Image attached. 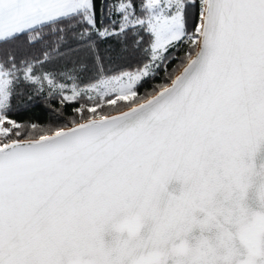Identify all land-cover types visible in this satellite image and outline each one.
<instances>
[{
	"label": "snow or ice",
	"instance_id": "6c2138e0",
	"mask_svg": "<svg viewBox=\"0 0 264 264\" xmlns=\"http://www.w3.org/2000/svg\"><path fill=\"white\" fill-rule=\"evenodd\" d=\"M0 264H264V0H0Z\"/></svg>",
	"mask_w": 264,
	"mask_h": 264
},
{
	"label": "trees",
	"instance_id": "16d2710c",
	"mask_svg": "<svg viewBox=\"0 0 264 264\" xmlns=\"http://www.w3.org/2000/svg\"><path fill=\"white\" fill-rule=\"evenodd\" d=\"M174 63H175V62H174ZM170 67H171V66H170ZM161 75H163V74L161 73ZM148 87H149V84H145V85H144V88H148ZM144 88H142L141 91H143ZM38 115H39V114H38Z\"/></svg>",
	"mask_w": 264,
	"mask_h": 264
}]
</instances>
